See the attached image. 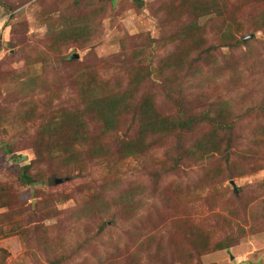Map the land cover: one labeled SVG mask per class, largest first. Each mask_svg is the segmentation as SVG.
Listing matches in <instances>:
<instances>
[{
    "label": "rangeland",
    "instance_id": "rangeland-1",
    "mask_svg": "<svg viewBox=\"0 0 264 264\" xmlns=\"http://www.w3.org/2000/svg\"><path fill=\"white\" fill-rule=\"evenodd\" d=\"M214 3L218 8H210ZM75 25L86 26L83 44L57 45V33ZM246 35L253 36L244 40ZM74 53L79 57L70 60ZM88 67L113 90H124L141 75L137 96L152 94L163 117L177 118L182 109L200 116L212 104L230 100L234 158L246 173L226 170L212 181L210 168L225 166L219 155L170 168L169 155L199 138L208 123L179 135L146 136L150 150L118 160L121 143L138 134L137 119L127 114L106 140L116 153L109 169L85 158V170L67 174L49 162L33 169L36 182L22 184L18 177L35 157L40 120L15 122L27 95L18 86L33 77L39 88L46 77L50 88L36 96L38 102L52 94L50 111L77 109V83ZM263 104L264 0H0V185H9L14 196L7 198L16 197L27 209L24 229L46 225L61 238L45 256L19 233L2 236L0 248L8 254L0 264H264V220L258 225L253 220L258 204L264 205ZM93 128L96 134L99 127ZM3 147L23 156L12 157ZM131 191L140 209L125 216L121 195ZM84 206L99 213L79 219L76 210ZM227 208L247 230L230 248L200 252L183 236L182 228L195 226L214 230V241L230 235L221 224L231 217ZM237 233L231 230V238ZM180 243L185 249L179 253Z\"/></svg>",
    "mask_w": 264,
    "mask_h": 264
},
{
    "label": "trees",
    "instance_id": "trees-1",
    "mask_svg": "<svg viewBox=\"0 0 264 264\" xmlns=\"http://www.w3.org/2000/svg\"><path fill=\"white\" fill-rule=\"evenodd\" d=\"M112 1L114 3L116 0ZM137 1L142 2V0ZM209 6L210 8L211 6L218 8L216 3ZM201 8L210 10V8L203 6ZM84 29H86L85 25H75V28L62 29L57 33L56 44L77 41L82 45L83 42L80 41V36L83 35ZM73 55L70 56V60L76 59ZM42 78L43 81L39 88H34L36 78L33 77L18 86V90L23 94L27 93V95L23 96L24 101L22 100L19 104L21 114L19 118L14 117L15 122L19 126H24L35 120H40V125L33 140L35 157L29 160V163L18 177L22 184L36 182L37 179L33 169L38 165H47L49 162L56 164L58 168L63 169L67 174L85 170V158L96 160L109 169L112 163L115 162L116 153L106 140L112 136L111 133L118 129L121 119L127 114L137 119L138 137H132L121 143L117 151L119 154L118 160L143 156L152 147V143L148 141V144L145 143L146 136L179 135L183 131L192 129L196 124L208 123L209 129L199 138L189 145H179L177 154L172 153L169 155L170 168H173L172 170L177 169L178 165L184 160H196L202 163L219 155L225 166L218 165L210 168L213 176H216L211 178L212 181L219 178L221 174L223 175L226 170L230 174L238 172L240 176L246 173L243 165L234 158L237 151L234 149L231 133L235 127V118L233 116V104L230 100L212 104L200 116H188L182 109L179 111V117L177 118L163 117L152 94L143 95L142 100L137 96L135 85L137 79L142 78L141 75L133 76L132 82L124 90H113L107 79H104L92 67H88L86 71L81 73L77 83L81 106L77 109L61 107L50 111L47 107L53 97L52 94L45 96L42 105L36 98V96H42L50 88L48 79L46 77ZM260 108L264 110V104ZM7 120L3 121L4 124ZM93 125L99 127L96 134ZM3 149L6 154L23 156L8 147H3ZM237 154L243 156V153L238 152ZM118 163L117 161L116 165ZM262 186L264 187V184ZM10 193L14 196L11 187L1 183L0 208H7V211L0 213V237L11 233H19L31 249L41 251L45 256L52 255L56 240L61 238H57L56 235L53 237L51 229L46 225H38L34 230L24 229L25 221L22 215L27 209H25L23 203L16 200V197L9 200L7 197L10 196ZM121 200L125 207V216L135 215L140 209L141 201L134 191H131L129 195H123V197L121 195ZM258 205V216L253 217L257 225L259 219L264 220V205ZM90 208L84 206V211L77 209L78 218L81 219L82 216L97 215L99 213L92 207ZM227 210L231 213V217H223L221 224L224 230L230 232V235L214 241L216 238L214 230L209 232V229L195 226L191 231H185L182 228L183 236L200 252L230 248L238 237L246 234L247 230L245 227L241 228L239 223L233 220L232 215H235L236 212L231 208H227ZM42 215L46 216L44 212ZM235 228H237L238 235L231 238V230ZM255 229L256 227L253 225L249 230ZM180 244L175 246L179 253L185 249ZM7 254L6 249L0 248V257ZM118 263V261H113L107 264Z\"/></svg>",
    "mask_w": 264,
    "mask_h": 264
},
{
    "label": "water",
    "instance_id": "water-1",
    "mask_svg": "<svg viewBox=\"0 0 264 264\" xmlns=\"http://www.w3.org/2000/svg\"><path fill=\"white\" fill-rule=\"evenodd\" d=\"M252 36H253V35H246V36L244 37V40H247V39H249V38H252ZM73 57H74V58H78L79 55H78L77 53H74ZM12 157H16V154L12 155Z\"/></svg>",
    "mask_w": 264,
    "mask_h": 264
}]
</instances>
